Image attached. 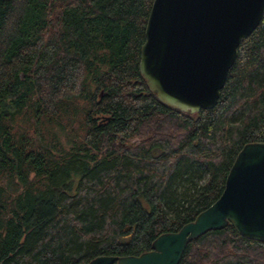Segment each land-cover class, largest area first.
<instances>
[{"label":"trees","instance_id":"16d2710c","mask_svg":"<svg viewBox=\"0 0 264 264\" xmlns=\"http://www.w3.org/2000/svg\"><path fill=\"white\" fill-rule=\"evenodd\" d=\"M152 1L0 0V264L149 250L219 196L244 143L264 141V10L217 103L188 113L139 72ZM177 264H264V241L228 222Z\"/></svg>","mask_w":264,"mask_h":264},{"label":"water","instance_id":"95a60500","mask_svg":"<svg viewBox=\"0 0 264 264\" xmlns=\"http://www.w3.org/2000/svg\"><path fill=\"white\" fill-rule=\"evenodd\" d=\"M263 10L264 0H153L139 59L148 89L188 113L213 107L240 40L259 24ZM228 222L240 235L264 241L262 140L242 145L219 196L178 230L161 232L137 255L99 254L85 264H177L191 239Z\"/></svg>","mask_w":264,"mask_h":264}]
</instances>
